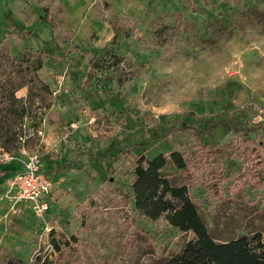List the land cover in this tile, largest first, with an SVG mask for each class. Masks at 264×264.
<instances>
[{"label": "rangeland", "instance_id": "1", "mask_svg": "<svg viewBox=\"0 0 264 264\" xmlns=\"http://www.w3.org/2000/svg\"><path fill=\"white\" fill-rule=\"evenodd\" d=\"M239 107L264 121V0H0V264H62L49 238L70 234L89 264H158L190 233L133 210V157L197 155L170 126ZM30 154L51 184L40 215L6 195ZM258 168V192L202 204L214 237L264 239Z\"/></svg>", "mask_w": 264, "mask_h": 264}, {"label": "trees", "instance_id": "2", "mask_svg": "<svg viewBox=\"0 0 264 264\" xmlns=\"http://www.w3.org/2000/svg\"><path fill=\"white\" fill-rule=\"evenodd\" d=\"M222 112L217 119L209 118L197 126H170L173 133L187 131L194 138L191 148L196 146L197 155L172 149L151 157L143 153L133 157L129 185L133 210L145 220L162 216L168 225L190 233L177 250L162 255L158 264H264V239L258 230L217 238L203 216L202 204L209 205L216 190L221 201L235 200L238 195L247 198L246 190L258 192L256 169L264 168V121H250V111L246 113L242 107ZM216 128L237 134L225 142H202L199 135ZM171 169L190 177L183 182ZM49 244L62 264L90 263L73 234L52 236Z\"/></svg>", "mask_w": 264, "mask_h": 264}, {"label": "built area", "instance_id": "3", "mask_svg": "<svg viewBox=\"0 0 264 264\" xmlns=\"http://www.w3.org/2000/svg\"><path fill=\"white\" fill-rule=\"evenodd\" d=\"M51 184L42 171L38 155L30 154L22 163V169L6 179V195L12 203H24L37 215L46 208V196Z\"/></svg>", "mask_w": 264, "mask_h": 264}, {"label": "crops", "instance_id": "4", "mask_svg": "<svg viewBox=\"0 0 264 264\" xmlns=\"http://www.w3.org/2000/svg\"><path fill=\"white\" fill-rule=\"evenodd\" d=\"M21 169H22V166L20 168L16 169L15 171L11 172L5 179H7L9 176H11V174H13L14 172L19 171ZM20 204H23V203H20Z\"/></svg>", "mask_w": 264, "mask_h": 264}]
</instances>
